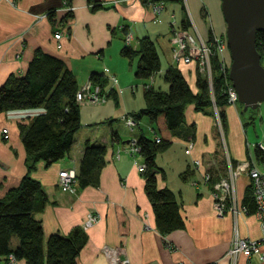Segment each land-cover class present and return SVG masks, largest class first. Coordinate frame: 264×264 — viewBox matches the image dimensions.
<instances>
[{"label":"crops","instance_id":"0c3cea01","mask_svg":"<svg viewBox=\"0 0 264 264\" xmlns=\"http://www.w3.org/2000/svg\"><path fill=\"white\" fill-rule=\"evenodd\" d=\"M69 2L0 0V89L10 75H24L37 51L42 50L64 60L78 82L82 79L81 85L88 82L95 73L100 74L102 79H105V75L114 76L117 82L105 79L103 90L108 94L113 91L117 96L115 102L119 105L124 100L121 95L128 92V89L121 86L127 81L124 76L136 72L140 61L133 70L132 65L128 67L125 56H121L126 45L122 41H125L126 33H130L137 40L136 47L144 37H150L155 42L161 57L159 73L163 78L170 67L176 66L196 91V63H176L173 57L172 17L174 15L176 18L175 28L183 30V21L190 19L187 17L178 21L176 13L179 6L183 11L187 10V0V4L184 0L186 9L180 2L165 3V10L158 17L153 13L152 4L143 0ZM96 5L100 8L94 10ZM69 6L74 8L72 16L63 20L68 14L66 9ZM207 16L208 12L205 18ZM190 23L187 30L196 39V36L199 37L198 42L201 38L204 41L211 40L212 27L206 40L195 21L192 19ZM58 32L63 33L61 39L55 37ZM212 32L215 33L213 30ZM117 34L120 41L116 45L114 37ZM111 45L117 46L119 59L118 64L111 65L110 68L107 60H101L106 52L110 53ZM113 55L116 57V52ZM162 56L166 58L165 67ZM156 76L151 78L153 84H145V87L155 88ZM162 87L167 89L168 83L164 81L160 88ZM132 89L133 95H136L137 91ZM144 106L145 104H140L131 108L127 105L120 118L124 119L127 114L140 111ZM225 112L228 130L222 135L217 126L215 107L213 115H206L198 112L194 105L189 106L186 120L189 125L195 124L196 127L191 152L189 142L175 139L168 151L157 156L158 166L166 173L165 180L159 176V186H167L174 192L181 205L184 229L169 234L159 231L146 192L145 173L140 172L134 157L127 153L131 141L139 139L135 134L136 129L128 131L111 124L106 131L107 135L100 142L89 138L94 143L108 147L106 164L101 170L98 186L82 188L78 184L74 193H68L63 192L58 185L61 171L74 169L78 173L88 141L86 139L75 143L68 157L48 167L40 162L32 172L33 178L42 184L48 196L45 208L36 214V218L43 224L46 238L54 234L69 236L76 230L83 231L87 242L78 256V264H113L106 253L108 248L121 251L123 258L128 259V264H235L228 253L236 233L242 238L260 240L261 223L255 213H242L237 217L231 213L220 216L215 208L214 183L206 182L205 173L211 170L213 180L217 182L229 173V158L237 162L234 165L247 163L248 169L240 174L235 183L238 206L244 207L247 194L252 188L249 169L256 167L264 175V162H259L255 157V145L248 140L237 105L227 106ZM41 113L42 109L0 113V200L10 190L18 188L27 173V152L19 124ZM105 117H100L95 125L112 121L111 118L104 120ZM4 129L9 130L10 138L7 140L3 134ZM114 132L119 135L118 140L113 137ZM248 149L251 151L252 161L248 159ZM120 150L119 159L117 155ZM136 159L140 166L145 165L141 155L136 156ZM196 161L201 162L199 167L195 166ZM188 170L190 175L184 179L183 174ZM90 215H96L98 221L91 227H85ZM18 246L19 239L14 237L12 247L16 249ZM18 263L27 264L26 260H18ZM0 264H8V261L0 258ZM236 264H264V260L257 256L248 259L240 255Z\"/></svg>","mask_w":264,"mask_h":264},{"label":"trees","instance_id":"16d2710c","mask_svg":"<svg viewBox=\"0 0 264 264\" xmlns=\"http://www.w3.org/2000/svg\"><path fill=\"white\" fill-rule=\"evenodd\" d=\"M143 1L152 5L159 2H180L185 8L184 0ZM99 8L100 6H94V10ZM68 16L71 17L72 12H68L63 20ZM190 26V20L183 21L184 29H189ZM212 35L211 30L210 36ZM256 48L263 61L264 32H258ZM122 55L128 58L140 57L136 70L137 78L151 79L161 71V57L150 37L140 39L138 47L135 48L126 44L122 49ZM228 67L230 68V65ZM229 68L227 73H224L219 56H215L212 58L213 86H210L208 78L197 68V89L194 91L183 72L172 66L164 75L165 81L170 85L169 91L147 87L144 92L145 107L126 115L131 116L137 126L140 121L147 118L156 133L155 138L143 135L136 140L140 147L139 154L146 166L144 172L146 192L156 216L157 227L163 234L184 229L185 220L174 192L167 186L163 188L159 186V176L165 180L166 173L158 166L157 156L168 151L175 139L195 142V124L189 125L186 120V110L191 105H194L198 112L213 115V107L216 104L224 133H227L225 108L230 105L227 92ZM90 80L95 86L99 85L102 88L106 84V80L97 73L93 74ZM80 88L77 77L64 60L38 50L27 72L24 75H10L0 89V113L43 110V113L19 124L27 152V173L20 186L10 190L6 197L0 200V258H4L5 261L13 254L18 260H26L27 264H78V256L86 245L87 236L83 231L76 230L69 236L54 234L46 238L43 224L36 218V214L45 208L48 196L42 184L33 178L32 172L40 162H44L48 167L70 154L76 142V135L82 127V104L77 100ZM111 97L117 99L113 91L108 94V98ZM238 106L242 116L251 111L249 109L245 112L242 103ZM252 122L254 116L249 123ZM113 137L119 139L116 132L113 133ZM107 152L108 147L105 145L90 140L86 142L78 170L80 187L99 185ZM254 154L259 162H264L263 149L257 147ZM247 156L250 161L253 160L249 149ZM210 172L212 173L211 170ZM189 175L190 170L183 174V178L187 179ZM213 182L212 173L210 183ZM245 204L248 213L254 214L256 203L252 188L247 194ZM14 237L19 239V246L16 249L12 247Z\"/></svg>","mask_w":264,"mask_h":264},{"label":"built area","instance_id":"2783aa9c","mask_svg":"<svg viewBox=\"0 0 264 264\" xmlns=\"http://www.w3.org/2000/svg\"><path fill=\"white\" fill-rule=\"evenodd\" d=\"M152 7L153 13L156 17H158L165 10V3L159 2L152 5ZM73 10V7H68L66 9L67 12H72ZM172 18L173 21L171 22V25L174 30L173 57L175 62L180 63L181 61H183L186 64L195 62L200 73L208 78L209 84L212 87V58H214L215 56H219L220 65L224 73H227V69L229 68V64L227 63L225 57V52L228 48L227 38H220L213 33L210 41H204L200 37L201 41L198 42L189 30L175 28V16L173 15ZM62 35V32H58L55 37L56 39H61ZM133 40L134 39L132 34L128 33L126 35L127 44L131 45ZM108 79L113 83L117 82L114 76H109ZM227 92L229 94V104L237 105V107L239 108L238 105L240 102L238 100V94L231 80L227 82ZM108 99V93H106L101 86H95L91 80L84 84L77 93V100L81 104H103L106 103ZM214 107L218 121L217 126L221 134L224 135L222 121L216 104ZM124 120L126 121L127 126L131 128V131H134V129L137 128V123L131 116L124 117ZM243 123L244 125L246 124L244 119ZM3 134L6 140L10 138L8 129H4ZM158 141H160V139H158ZM257 147L264 149L262 147V144H256L255 148ZM192 148L193 143L191 142L189 143V152H191ZM139 152L140 147L138 146L137 140L135 139L128 145L127 153L134 157V162L137 166H139L140 172H145L146 166H140L136 159V156L140 155ZM117 157L120 159L121 150L118 152ZM227 163L229 167V173L225 177L220 178L217 182H213V197L215 200V208L220 216H225L226 214L231 213L235 217H237L238 215L242 213H248L249 211L246 206H238L235 184L240 174L248 169V164L238 163L236 164V166L230 158L227 160ZM200 164V161L195 162V166L199 167ZM249 175L251 177V185L256 203L255 215L261 223L262 236L260 240H252L250 238H242L239 236L238 232L236 233L232 241L231 249L228 253V256L232 258L235 264L240 255H244L248 259L252 258L253 256H257L261 260H264V175L256 167H252L251 169H249ZM205 180L208 183L212 182V173L210 171H207L205 173ZM58 185L63 192L74 193L77 189L76 187L78 186L77 171L74 169L61 171L59 175ZM97 221L98 217L96 215H90L85 223V227H91L95 223H97ZM106 253L113 264H128L129 262L128 259L123 258L121 254L122 252L119 250L108 248L106 250ZM8 264H19L18 259L15 257V255L11 254L8 256Z\"/></svg>","mask_w":264,"mask_h":264},{"label":"rangeland","instance_id":"374dc122","mask_svg":"<svg viewBox=\"0 0 264 264\" xmlns=\"http://www.w3.org/2000/svg\"><path fill=\"white\" fill-rule=\"evenodd\" d=\"M187 1L189 5V7H187V10L183 11L180 8V6L179 8H177L179 9L176 13L178 21H181L182 19L187 18V17L191 21L193 19L195 21L197 28L201 31L202 36L206 40L208 39L209 30L211 27H212V30L216 33V34L214 33L215 35L219 37L225 36L227 38V24L225 21L223 10H222V0H187ZM189 10L192 15L190 14ZM206 12H208V16L205 18ZM196 37L198 40H200L198 36ZM125 40H126V37H125ZM114 41L117 45L118 43L117 41H120L119 34H117V36L114 37ZM122 42L123 44H127V41L123 40ZM136 44H137V40L134 39L131 46L135 48ZM116 45H111L110 47L111 54L109 52H106L105 55H103V58L101 60V61L107 60L110 64L108 65L110 68H111V65L116 66L118 64L117 60L119 59V56H117L118 49ZM115 52H116V57L113 55V53ZM226 53H227L226 55H227L228 60L229 61L231 60L229 62V65L231 67L232 56H231V52L229 48H227ZM139 60H140L139 56H135L133 60L132 58L125 57V61H127L128 67L132 65L133 70L136 69ZM162 64L164 67L167 64L166 58L164 56H162ZM262 65L264 66V58L262 61ZM127 75H128V78H126ZM127 75L124 76V78L127 81L121 84L122 87L124 86L126 89H128V92L126 94L121 95L122 93H120V95L124 97L123 103H121V99H120L121 104L117 105L115 102V99L111 97L107 101V103H103V104H88V103L82 104L81 106L82 127L76 135L75 143H78L79 140L81 141L83 139L89 140V138H92L91 140L95 139V140H98V142H100L107 135L106 131L110 129L111 124H114V126L123 127L124 129H127L128 131L131 130V128L127 126L126 121L120 118V114L122 113V111L125 109L127 105L131 106L132 108V106H138L140 104H145V100L143 97L144 91L146 90V87H147V86L145 87V84H153V83L151 79L137 78L136 72H133V74L128 73ZM108 77L109 76H106V75L104 76V78L107 81H108L107 79ZM164 81L165 80L163 78V75L160 73L157 74L156 80H155L157 85L155 86V88L168 92L170 89L169 84H168L167 89H164L165 87L160 88V86H163ZM79 83L81 85L82 79L79 80ZM83 85H81V87ZM132 88L135 89V92L137 91L136 95H133ZM103 116H106L104 120L111 118L112 121L103 122L99 125H95V123L98 122L99 118ZM253 116H254V122L249 123L251 117ZM243 118H244V121L248 123L247 126L245 127V130H246V135L248 137L249 142L253 143L254 145L262 144V147L264 148V102L261 103L259 109L251 110L248 113L244 114ZM135 134L138 137H141L146 134V135H150L151 137L155 138V132L153 130V125L147 118H144L142 121L139 122L136 128ZM66 157H68V155Z\"/></svg>","mask_w":264,"mask_h":264},{"label":"water","instance_id":"95a60500","mask_svg":"<svg viewBox=\"0 0 264 264\" xmlns=\"http://www.w3.org/2000/svg\"><path fill=\"white\" fill-rule=\"evenodd\" d=\"M227 43L232 56L229 78L244 111L264 102V66L256 48L258 32H264V0H222Z\"/></svg>","mask_w":264,"mask_h":264},{"label":"bare ground","instance_id":"6f19581e","mask_svg":"<svg viewBox=\"0 0 264 264\" xmlns=\"http://www.w3.org/2000/svg\"><path fill=\"white\" fill-rule=\"evenodd\" d=\"M69 7H71V6H69ZM173 32H172V34L174 35V30H172ZM243 117V116H242ZM244 119V118H243Z\"/></svg>","mask_w":264,"mask_h":264}]
</instances>
